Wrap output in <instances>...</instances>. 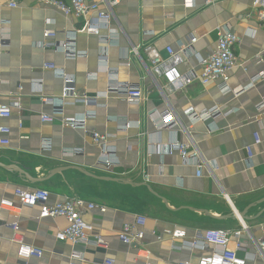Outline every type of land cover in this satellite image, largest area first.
<instances>
[{
	"label": "crops",
	"instance_id": "1",
	"mask_svg": "<svg viewBox=\"0 0 264 264\" xmlns=\"http://www.w3.org/2000/svg\"><path fill=\"white\" fill-rule=\"evenodd\" d=\"M206 1L124 0L114 8L111 22L119 33L118 44L104 47L95 36L79 31L76 46L86 56L69 60L58 48L40 44L47 40L61 44L66 32L82 26V19L66 17L43 0H19L14 8L0 0V40L4 38L6 43L0 55V104L19 103L9 118H0V126L9 129L8 134H0L9 140L8 145H0V162L18 163L31 177L44 178L31 183L0 167V200L15 203L14 208H0V264H102L106 257L114 258L116 264H143V257L160 264L196 262L209 250L189 248V242L202 239L207 230L233 231L243 226L246 230L240 240L245 246L238 254L249 264H263L255 256L254 240L261 236L264 222V111L255 109L264 93V77L237 96L223 94L216 83L203 86L197 80L173 91L163 76L146 72L143 53L135 57L131 52L137 45L152 43L168 58L167 47L181 54L180 46H188L195 37L193 53L186 54L176 68L181 74L190 69L200 74L197 58L214 51L216 31L223 27L240 39L237 65L225 75V81L233 89L248 85L252 76L264 70V25L257 18L253 0H218L210 5ZM94 16L95 12L89 15ZM46 30L55 32L53 39L44 37ZM104 51L106 62L102 63L99 58ZM49 63L64 69L66 79H72L76 90L89 98L107 86L129 82L141 84L143 100L131 104L110 94L99 98L96 106L67 104L64 116L86 112L94 116L87 118L86 131L65 127L63 114H55L57 107L45 102L60 97L66 85L63 78L43 68ZM105 66L111 74L100 71ZM214 106L222 115L189 124L188 108L200 112ZM168 108L188 127L202 157L216 162L214 172L203 170L197 176L195 166L183 163L176 151L160 149L186 141L177 127L156 131L146 117L149 110ZM42 114H53L54 120L44 122ZM123 119L131 125L126 130L118 123ZM91 131L108 136L117 166L106 169L100 163L101 148L93 142ZM255 134L259 144L254 143ZM247 147L252 150L251 159H247ZM71 149L82 150V154H64ZM57 168L62 171L50 176ZM17 187L48 190L49 204L71 197L104 206V212L85 210L83 218L92 224V234L104 238L107 246L58 241L56 234L67 226V220L39 219L38 206L17 203ZM137 215L146 218L142 244H123L118 238L121 227ZM15 233L39 249L40 256L19 257L18 245L12 241ZM234 241L232 237L231 244Z\"/></svg>",
	"mask_w": 264,
	"mask_h": 264
},
{
	"label": "built area",
	"instance_id": "2",
	"mask_svg": "<svg viewBox=\"0 0 264 264\" xmlns=\"http://www.w3.org/2000/svg\"><path fill=\"white\" fill-rule=\"evenodd\" d=\"M123 1L124 0H43V3L46 6L58 9L66 17L82 19L83 24L80 28L66 32L64 40L61 44H56L55 42L47 40L42 42L40 47L58 48L64 53L65 58L69 60L84 57L86 56V52L78 50L76 46V36L79 31L95 36L104 47H110L118 44L119 33L111 26V22L114 15V8ZM182 1L186 4H193L195 2V0ZM216 1L218 0H207L206 4L210 5ZM7 2L9 7L14 8L17 7L19 0H7ZM252 5L256 8L258 20L264 25V0H253ZM91 12H95L94 17H89ZM216 33L217 40L214 51L205 58H197L201 66L200 74H197L193 69L181 74L176 68L178 63H181L185 59L186 54L193 53L191 45L196 42L195 37L190 38L188 46H180L183 49L180 51L181 54H177L171 47H167L166 52L169 55L168 58H163L152 43L137 45L131 49V52L135 57H140L141 53H143L148 62V65L145 64L146 72L163 76L167 80L170 90H179L197 80L203 86L216 83L217 87L223 94L231 93L237 96L254 86L257 81L261 80L262 77H264V70H262L259 74L252 76L249 84L246 86L237 89H233L228 86L225 81V75L237 65L236 48L240 39L235 33L230 30H226L223 27H219ZM43 35L46 39H53L55 32L52 30H46ZM5 45L6 43L4 42V38H1L0 55ZM99 59L102 63L106 62V51L102 52ZM43 68L52 70L55 75L63 78L66 82L60 97L48 100L45 99V102H50L53 106L57 107L54 111L55 114L62 115L65 105L76 102H83L86 105L96 106L98 105L96 102L99 98H108L110 94H117L131 104H141L143 100L142 86L140 83L134 84L127 82L122 84L115 82L116 84L107 86L106 90L98 92L95 97L89 98L85 94H81L76 90L72 79H66L69 77H67L64 69L58 68L52 63L44 64ZM100 71H105L108 74L112 73L110 68L107 66H105L104 69H100ZM66 99H70L71 101H67ZM18 106L19 103L17 101H11L6 104L1 103L0 118H9L11 116L12 108ZM255 109L258 111H264V93L260 96V100L256 104ZM145 113L148 120L154 125L156 131L163 129L173 130L174 127H177L178 130L186 136L185 142L174 141L166 145H161L160 149L163 150V152L176 151L183 163L195 166L197 176H200L203 170L214 172L217 169V164L214 160L207 161L202 157L194 144L188 127L183 124L181 119L174 114L170 108L163 112L158 110H149ZM185 115L189 124L193 125L198 122L211 121L217 116L222 115V111L218 108V106L204 109L200 112H196L193 108H188L185 111ZM92 116H94L93 112H86L73 116H64L63 114L62 123L65 127L86 131V120ZM109 119L115 122L118 121L116 118ZM41 120L44 122H51L54 120V115L42 114ZM118 123L120 128L123 130L128 129L131 126L130 122L126 119H123ZM136 125L140 126L141 121L136 123ZM8 133L9 129L6 126H0L1 135ZM90 134L93 142L101 148V155L99 158L100 163L106 169L117 166L118 159L115 151L107 145L108 136L100 134L96 131H91ZM254 143H260L258 134H255ZM8 144L9 140L4 136H1L0 145L6 146ZM246 151L247 159H251V148L247 147ZM64 154H82V150L71 149L65 151ZM14 196L20 206H38L39 219L63 217L67 220V226L59 230L56 234L58 241L71 242L73 244L79 242H93V245L96 247L105 248L107 246L104 238L99 235L92 234V224L88 223L83 218V212L85 210L98 209L99 211L104 212L106 209L104 206L92 202H86L83 199L71 197L49 204V191L44 188L29 189L17 187L14 190ZM14 207V201L4 198L0 200V208L11 209ZM145 224V217L138 215L135 216L132 222L122 225L118 235L119 240L126 245L137 246L142 244V240L145 237V233L143 231ZM260 229L261 236L254 240V244L256 246L255 256H259L264 264V222L260 225ZM243 230H246V227L243 226L241 229L233 231H222L217 229L207 230L202 239L189 242V248L198 247L205 251L209 250L207 254L201 256L196 262L183 260L178 264H249L247 262V258L241 257L238 254V251L243 249L245 246V244H243L240 240ZM232 237L235 238V241L231 244ZM12 241L17 243V254L21 258L28 259L31 256H40L41 254L39 249L26 244L18 233H15L12 236ZM143 258H145L143 264H160L146 257ZM102 264H116V260L112 257H106Z\"/></svg>",
	"mask_w": 264,
	"mask_h": 264
},
{
	"label": "water",
	"instance_id": "3",
	"mask_svg": "<svg viewBox=\"0 0 264 264\" xmlns=\"http://www.w3.org/2000/svg\"><path fill=\"white\" fill-rule=\"evenodd\" d=\"M0 167L17 172L19 174V176L22 177L27 182L38 183V182L43 181V179H44V178L31 177L28 174L27 168L21 167L18 163H15V162H10L9 164H4V163L0 162ZM61 171H62V168H57L50 173V176H52L56 173H60ZM243 215L244 214H242V216Z\"/></svg>",
	"mask_w": 264,
	"mask_h": 264
}]
</instances>
